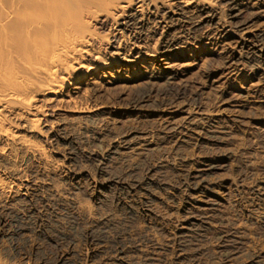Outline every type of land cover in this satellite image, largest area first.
Wrapping results in <instances>:
<instances>
[{"label": "bare ground", "instance_id": "bare-ground-1", "mask_svg": "<svg viewBox=\"0 0 264 264\" xmlns=\"http://www.w3.org/2000/svg\"><path fill=\"white\" fill-rule=\"evenodd\" d=\"M258 229L264 0H0V264H264Z\"/></svg>", "mask_w": 264, "mask_h": 264}, {"label": "rangeland", "instance_id": "rangeland-1", "mask_svg": "<svg viewBox=\"0 0 264 264\" xmlns=\"http://www.w3.org/2000/svg\"><path fill=\"white\" fill-rule=\"evenodd\" d=\"M137 208H145L144 205L138 204ZM146 224L144 223L143 219L140 215L130 214L122 211H117L114 213L113 222L110 223V226H107L103 229H100L96 232V236L102 240L104 244H107V246H113V240L116 236H122L126 239V241L130 238L134 242L142 244L140 241L143 237H146V235L150 236L154 235L152 232L146 229ZM108 231V232H107ZM196 239H193L191 244H188L186 246L187 253L191 254V252L194 250V247L196 245H202L200 236L196 235ZM108 238V239H107ZM254 239H256V242H258L259 246L264 248V229H258L254 232ZM13 244L16 243V240H13V242L6 241L4 246L7 248H11ZM126 246H129L128 242H125ZM190 248H189V247ZM26 247V246H24ZM50 249V247H48ZM159 260L157 261L159 264L165 263L164 260H168L169 257L162 255L158 256ZM157 258V259H158ZM161 259V260H160ZM164 259V260H163ZM157 263V264H158ZM143 264V263H142Z\"/></svg>", "mask_w": 264, "mask_h": 264}]
</instances>
